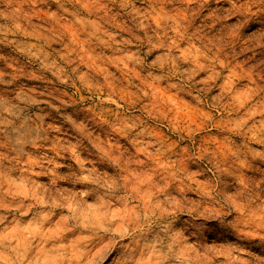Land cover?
Segmentation results:
<instances>
[{"label":"rangeland","instance_id":"obj_1","mask_svg":"<svg viewBox=\"0 0 264 264\" xmlns=\"http://www.w3.org/2000/svg\"><path fill=\"white\" fill-rule=\"evenodd\" d=\"M92 258L264 264V0H0V264Z\"/></svg>","mask_w":264,"mask_h":264},{"label":"bare ground","instance_id":"obj_2","mask_svg":"<svg viewBox=\"0 0 264 264\" xmlns=\"http://www.w3.org/2000/svg\"><path fill=\"white\" fill-rule=\"evenodd\" d=\"M109 224V223H108ZM106 231V230H105ZM112 234H114V233H112ZM44 236V235H43ZM95 239V238H94ZM53 241V240H52ZM87 242V241H86ZM114 244V243H113ZM45 246H47V245H45ZM28 247V246H27ZM106 247V246H105ZM88 248V247H87ZM29 250V249H28ZM55 250V249H54ZM64 250V249H63ZM43 251V250H42ZM48 251V250H47ZM95 253H93V255H94ZM82 256L83 257H85L86 259H88L89 258V254L88 253H83L82 254ZM116 257V256H115ZM96 259V258H95ZM99 259V258H98ZM71 263V262H70ZM98 263V262H97ZM84 264H93V258L92 259H89L87 262H85Z\"/></svg>","mask_w":264,"mask_h":264}]
</instances>
